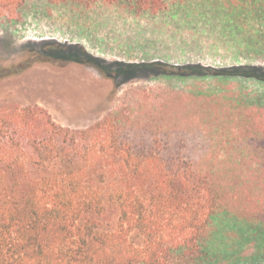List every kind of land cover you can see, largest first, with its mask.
Instances as JSON below:
<instances>
[{
    "label": "rangeland",
    "instance_id": "1",
    "mask_svg": "<svg viewBox=\"0 0 264 264\" xmlns=\"http://www.w3.org/2000/svg\"><path fill=\"white\" fill-rule=\"evenodd\" d=\"M51 43L122 64L111 78L91 65L37 62L0 80V109L41 106L71 128L114 119L133 146L166 147L191 161L210 174L218 201L204 264H264V81L211 70H264V0H171L157 14L32 0L21 21L0 17V68ZM125 63L206 71L157 75L158 65L127 77ZM104 197L109 205V189ZM116 213L108 206L105 224L115 225ZM132 238L142 242L137 232ZM178 257L169 264H192Z\"/></svg>",
    "mask_w": 264,
    "mask_h": 264
},
{
    "label": "trees",
    "instance_id": "2",
    "mask_svg": "<svg viewBox=\"0 0 264 264\" xmlns=\"http://www.w3.org/2000/svg\"><path fill=\"white\" fill-rule=\"evenodd\" d=\"M30 1L0 0V17L21 21ZM45 1L78 7L102 1L157 14L171 0ZM37 62L91 65L111 78L112 66L122 64H105L83 45L51 43L1 67L0 80ZM131 64L125 63L120 74L133 76L160 65ZM158 68L157 75L206 71ZM211 70L264 81V70L253 65ZM209 175L166 147L133 146L114 119L71 128L41 106L0 109V264H169L178 256L204 264L210 255L206 234L218 205ZM108 206L117 212L115 225L103 221ZM135 232L141 243L132 238Z\"/></svg>",
    "mask_w": 264,
    "mask_h": 264
}]
</instances>
